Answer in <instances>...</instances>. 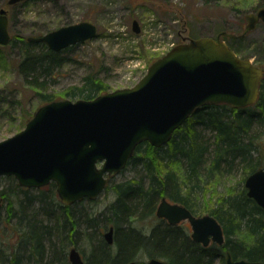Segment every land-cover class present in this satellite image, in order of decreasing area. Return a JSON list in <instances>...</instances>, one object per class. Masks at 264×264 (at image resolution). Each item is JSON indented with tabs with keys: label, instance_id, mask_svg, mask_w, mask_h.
I'll use <instances>...</instances> for the list:
<instances>
[{
	"label": "trees",
	"instance_id": "trees-1",
	"mask_svg": "<svg viewBox=\"0 0 264 264\" xmlns=\"http://www.w3.org/2000/svg\"><path fill=\"white\" fill-rule=\"evenodd\" d=\"M10 35L9 45H0V51L12 48L18 52L14 68L37 98L38 107L56 101L55 95L46 92V82L54 79L63 55L74 46L53 52L43 43L27 41L34 36ZM223 39L241 58H248L249 53L244 52L251 45L255 50L261 47L258 42H246L245 36ZM259 86L253 105L241 109L225 103L201 107L165 145L155 148L147 141L136 145L126 165L132 176L105 187L112 200L101 212L95 207L96 200L63 204L52 182L26 189L13 177L0 178V264H70V248L81 246L90 252L86 264H92L90 256L97 251L103 257L98 264H141L135 258L140 252L169 264H224L227 253L234 260L264 262V211L246 196L243 186L248 174L264 168V78ZM105 90L101 79L89 74L63 97L89 100ZM34 110L25 112L23 125ZM237 177L232 190L219 196L211 207L203 205L208 186ZM161 198L184 206L193 215H211L224 231L225 244L203 248L192 242L185 228L166 223L148 233L137 228L136 223L155 215ZM110 227L114 229L115 252L101 234ZM129 249L127 259L118 262L119 253Z\"/></svg>",
	"mask_w": 264,
	"mask_h": 264
},
{
	"label": "water",
	"instance_id": "water-1",
	"mask_svg": "<svg viewBox=\"0 0 264 264\" xmlns=\"http://www.w3.org/2000/svg\"><path fill=\"white\" fill-rule=\"evenodd\" d=\"M27 0H8L12 6ZM239 37L264 21V7L247 16ZM7 10L0 8V45L11 39ZM132 30L139 33L135 20ZM97 36L91 22L65 25L27 41L43 43L61 52ZM236 37L222 32L216 38H197L176 44L152 63L132 88L115 90L94 99L56 100L40 106L22 131L0 141V178L13 177L23 188H43L54 183L60 202L72 205L94 201L104 191L108 177L120 174L136 145L148 142L158 148L201 107L225 103L231 108L253 105L264 70L240 58L223 40ZM246 196L264 211V168L248 174ZM1 205V198H0ZM155 216L170 226L190 225L192 242L207 248L224 245V231L211 215L195 216L184 206L165 198ZM113 227L103 235L112 244ZM70 264H85L77 249L68 252ZM127 264H136L130 261ZM147 264H169L152 258ZM224 264H264L234 260L226 254Z\"/></svg>",
	"mask_w": 264,
	"mask_h": 264
},
{
	"label": "rangeland",
	"instance_id": "rangeland-1",
	"mask_svg": "<svg viewBox=\"0 0 264 264\" xmlns=\"http://www.w3.org/2000/svg\"><path fill=\"white\" fill-rule=\"evenodd\" d=\"M7 1L0 0V8L8 11V27L12 35L40 37L67 24L86 21L97 27L95 39L76 44L66 52L54 79L46 82V92L55 95L56 100H73L63 97L64 92L80 85L89 74H96L104 83L106 90L100 95L109 94L115 90L132 88L144 77L147 68L176 44L197 38H216L222 32L241 35L247 24V16L261 9L264 0H29L12 6ZM133 20L139 27L137 34L132 30ZM245 40L261 45L257 50L263 53H258L254 44L244 53H249L248 59L263 70L264 27L257 26L246 33ZM230 45L234 47L232 43ZM4 50L0 51V57L4 54V60H0V141L22 131L25 112L34 108L35 112L40 107L37 98L22 83L21 76L14 68L18 52L12 48ZM15 100L20 101L19 105ZM125 169L120 174L109 176L108 184L130 178L133 174L131 169H127V166ZM237 179L226 178L220 184L208 186L203 205L211 207L219 196L234 188ZM106 194L103 191L95 199V207L99 212L112 200ZM205 214L199 212L195 215ZM161 223L163 221L154 215L139 221L136 227L148 233ZM179 227L185 228L190 234L188 222L181 223ZM107 231L108 228L102 230L101 234ZM112 236L114 241V234ZM109 246L115 252L114 245ZM81 248L75 249L86 264L90 252L84 250L83 246ZM129 251L119 253L118 262L127 259ZM135 258L141 264H147L149 260L143 252ZM90 260L92 264H98L103 257L97 251L96 255L90 256Z\"/></svg>",
	"mask_w": 264,
	"mask_h": 264
},
{
	"label": "flooded vegetation",
	"instance_id": "flooded-vegetation-1",
	"mask_svg": "<svg viewBox=\"0 0 264 264\" xmlns=\"http://www.w3.org/2000/svg\"><path fill=\"white\" fill-rule=\"evenodd\" d=\"M262 7H264V6H262ZM258 11V10H257ZM257 11H255V12H253L254 14L257 12ZM264 27V21H262V20H260L259 22H256V25H255V28L256 27ZM254 28V29H255ZM254 29H252V30H254ZM246 35V34H245ZM244 35V36H245ZM236 37H234V38H242L243 36H241V37H239V35H235ZM79 44H81V43H79ZM76 46V45H75ZM250 60V59H249ZM252 62V61H251ZM252 64H254V63H252ZM256 65V64H255ZM258 67V66H257ZM261 69V68H260ZM264 77H262L261 79H260V81H259V84H260V82H261V80L263 79ZM259 86V85H258ZM260 87V86H259ZM160 221H163V223H166L163 219H161ZM167 224V223H166ZM169 225V224H168ZM180 226V225H179ZM114 230V229H113ZM190 230V229H189ZM113 234V233H112ZM225 244V243H224ZM222 246V245H221ZM136 262V261H135Z\"/></svg>",
	"mask_w": 264,
	"mask_h": 264
}]
</instances>
